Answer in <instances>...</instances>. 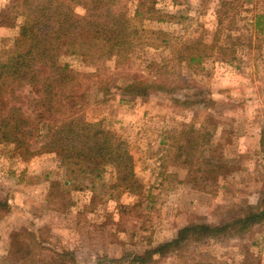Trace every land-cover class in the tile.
Returning <instances> with one entry per match:
<instances>
[{
  "label": "rangeland",
  "instance_id": "374dc122",
  "mask_svg": "<svg viewBox=\"0 0 264 264\" xmlns=\"http://www.w3.org/2000/svg\"><path fill=\"white\" fill-rule=\"evenodd\" d=\"M123 1L133 15L137 1ZM17 4L21 0H0V51L20 32L23 19L10 18ZM167 11L165 21L145 23L164 31L166 44L145 45L124 64L106 61L112 89L105 95L93 84L84 104L89 121L127 144L138 187L127 190L112 165L100 178L68 177L57 171L53 153L25 160L13 146L0 145V200L10 206L0 220V264H22L12 237L24 228L51 233L74 249L79 264H91L143 253L188 225H224L259 201L264 18H257L264 17V0H177ZM198 42L207 48L202 61H180L184 47ZM61 62L83 73L98 68L80 57ZM140 76L168 81L171 94L123 93ZM208 98L211 103L199 102ZM151 264H264V224L244 237L210 239Z\"/></svg>",
  "mask_w": 264,
  "mask_h": 264
},
{
  "label": "trees",
  "instance_id": "16d2710c",
  "mask_svg": "<svg viewBox=\"0 0 264 264\" xmlns=\"http://www.w3.org/2000/svg\"><path fill=\"white\" fill-rule=\"evenodd\" d=\"M136 1L133 15L123 0H21L15 5L10 18L23 19L20 32L0 51V145L13 146L25 160L53 153L58 158L57 171L68 177L88 173L100 178L106 166L112 165L127 190L138 187L125 141L111 135L101 122L89 121L84 113L93 84L105 95L112 89L106 61L116 59L124 64L132 61L141 47L158 48L167 42L162 39L167 36L164 31L149 30L145 23L165 21L168 5L177 0ZM147 34L160 38L152 37L159 45L149 41ZM184 48L180 61H202L207 52L203 42ZM64 56L80 57L86 65L98 68L94 73L76 71L61 62ZM171 85L164 79L140 76L131 78L121 90L149 98L171 94ZM58 186L55 183L53 188ZM9 208L7 201L0 200V220ZM246 210V216L224 225H188L172 240L143 253L99 257L91 264H151L156 257L164 258L210 239L244 237L254 226L264 224V190L259 201ZM15 244L22 264H79L74 249L51 233L46 237L41 230L24 228L13 235Z\"/></svg>",
  "mask_w": 264,
  "mask_h": 264
}]
</instances>
